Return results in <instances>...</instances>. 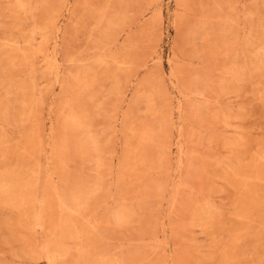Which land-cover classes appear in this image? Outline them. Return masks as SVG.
Wrapping results in <instances>:
<instances>
[{
    "label": "rangeland",
    "instance_id": "1",
    "mask_svg": "<svg viewBox=\"0 0 264 264\" xmlns=\"http://www.w3.org/2000/svg\"><path fill=\"white\" fill-rule=\"evenodd\" d=\"M0 190V264H264V0H0Z\"/></svg>",
    "mask_w": 264,
    "mask_h": 264
},
{
    "label": "bare ground",
    "instance_id": "2",
    "mask_svg": "<svg viewBox=\"0 0 264 264\" xmlns=\"http://www.w3.org/2000/svg\"><path fill=\"white\" fill-rule=\"evenodd\" d=\"M79 127H80V126H79ZM80 128H81V127H80ZM145 137H146V136H145ZM145 137H144V138H145ZM141 139H142V138H141ZM146 139H147V138H146ZM147 140H148V139H147ZM147 140H146V141H147ZM149 140H150V137H149ZM144 141H145V140H144ZM81 150H82V149H81ZM78 151H79V148H78ZM82 152H83V151H82ZM6 155H7V154H6ZM81 155H82V154H81ZM99 155H101V152H100ZM97 156H98V154H97ZM97 160H98V159H97ZM98 161H99V160H98ZM181 163H182V162H181ZM100 164H101V163H100ZM100 164H99V165H100ZM103 166H104V163H103ZM98 167H100V166H98ZM104 167H106V166H104ZM102 168H103V167H100L99 169H102ZM137 169H138V168H137ZM5 179H6V178H5ZM5 179H4V181H5ZM6 180H7V179H6ZM9 180H10V179H9ZM4 181H3V182H4ZM5 183L7 184V183H9V182H5ZM6 184H5V185H6ZM2 187H5V186H3V184H2ZM83 188H84V187H83ZM3 189H4V188H3ZM6 190H7V189H6ZM75 190H77V189H75ZM7 191H8V190H7ZM7 191H6V192H7ZM78 191H79V190H77V192H78ZM97 191H98V190H97ZM77 192H75V193H76V194H79V192H78V193H77ZM84 192H85V191H84ZM0 193H1V190H0ZM4 193H5V192H4ZM80 193H81V191H80ZM89 193H91V192H89ZM93 193H94V192H93ZM93 193H91V194H93ZM5 194L8 195L9 192H8V193H5ZM82 194H83V193H82ZM83 195H84V194H83ZM1 196H2V195H1ZM75 196H76V197H75V199H76L78 196H77V195H75ZM79 196H82V195L79 194ZM2 198H5V196L2 197ZM84 198H85V197H84ZM255 198H256V197H255ZM79 199H83V198H79ZM79 199H78V200H79ZM85 199H86V198H85ZM3 200H4V199H3ZM6 200H7V199H6ZM9 200H10V199H9ZM78 200H77V201H78ZM86 200H87V199H86ZM89 200H90V199H89ZM80 201H81V200H80ZM7 202H8V201H7ZM84 202H85V201H84ZM84 202H83V203H84ZM4 203H5V200H4ZM80 203H82V202H80ZM83 203H82V204H83ZM82 204H78V205L82 206ZM83 205H84V204H83ZM86 206H87V205H86ZM86 206H85V207H86ZM7 207H8V206H7ZM87 207H88V206H87ZM87 207H86V208H87ZM82 209H83V207H82ZM87 209H89V208H87ZM87 209H83V213H84V210H87ZM79 210L82 212L81 209H79ZM79 210H78V211H79ZM76 211H77V209H76ZM77 213H80V212H77ZM75 214H76V212H75ZM118 214H119V213H118ZM121 214H122V213H121ZM76 215H77V214H76ZM82 215H83V214H82ZM86 215H87V213H86ZM77 216H78V215H77ZM122 218H123V214H122ZM78 220H79V219H78ZM117 220H119V219H117ZM120 221H121V220H120ZM77 223H78V221H77ZM78 232H80V231H78ZM79 237H80V236H79ZM40 246H41V245H40ZM48 253H49V251H47V254H48ZM45 255H46V254H45ZM45 255H44V256H45ZM52 257L54 258V257H56V256H52ZM43 258H44V257H43ZM53 258H52V259H53ZM46 260L50 261V257H49V256H46Z\"/></svg>",
    "mask_w": 264,
    "mask_h": 264
}]
</instances>
